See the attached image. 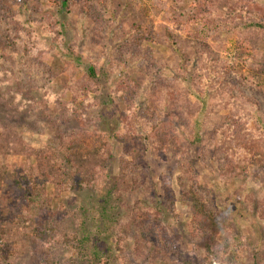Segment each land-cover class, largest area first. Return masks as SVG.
<instances>
[{
  "label": "trees",
  "instance_id": "trees-1",
  "mask_svg": "<svg viewBox=\"0 0 264 264\" xmlns=\"http://www.w3.org/2000/svg\"><path fill=\"white\" fill-rule=\"evenodd\" d=\"M44 1L59 4L60 0ZM70 1L60 3L67 6ZM18 3L26 9L23 0ZM192 8L199 16L207 14L215 31L233 35L234 48L247 56L248 66L264 68V51L259 50L264 44L263 11L250 8L247 0H193ZM80 10L89 14V0H80ZM41 23L44 35L60 47L63 34L55 15L46 14ZM25 24L19 13L0 3V78L9 77L20 88L27 83L29 90L43 92L45 103L33 104L29 109L34 115L51 101L46 87L57 79L58 73L42 61L46 48L36 31ZM100 28L98 25L93 30L97 33ZM119 42L113 53L122 71L112 68L111 72L120 78L106 97L116 110L115 120L120 129L112 138L124 147L121 173L128 175L136 188L139 180L134 173L143 161L145 146L152 154L161 153L166 147L176 152L178 184H187L188 188L182 191L181 199L190 208L191 234L196 235L206 212L201 208L204 195L198 186L190 152L198 147L199 158L206 160L211 155L219 171L225 172V179L238 175L239 164L244 167L243 173L246 167L253 166L264 175V113L258 100L247 95L242 83L232 76V68L221 62L218 54L203 41L179 39L169 29L151 34L133 24L121 32ZM145 43L166 47L170 61H154L152 50ZM68 49V55L73 58L72 47ZM132 67L147 80L146 87L143 88L141 78L126 73ZM100 75L98 66L91 65L79 79L69 80L67 91L71 100L67 105L59 97H52L53 114L46 111L43 117L49 121L53 137L42 148L27 143L14 123L0 124V190L6 189L11 181V191L20 194L24 201L20 207L11 198L0 195V264L25 248L27 217L36 199L49 201L72 189L88 188L100 176L103 181L108 178L106 165L112 157L110 135L91 128L92 119L84 116L81 117L84 125H73V120L78 119L75 103L80 97L86 100L88 95L100 93ZM217 105H222L227 113L222 121H209L210 112L216 117ZM107 184L109 187L111 182ZM164 188L168 209L175 217L174 195L168 183ZM122 229L115 237L118 252H123L127 240L132 241L133 256L139 257L142 247L149 246L156 250L154 258L158 257L157 250L165 233L158 211L135 210ZM71 240L77 238L66 237L65 243ZM86 259L90 264H104L95 251Z\"/></svg>",
  "mask_w": 264,
  "mask_h": 264
},
{
  "label": "rangeland",
  "instance_id": "rangeland-1",
  "mask_svg": "<svg viewBox=\"0 0 264 264\" xmlns=\"http://www.w3.org/2000/svg\"><path fill=\"white\" fill-rule=\"evenodd\" d=\"M19 0H0L19 13L20 18L40 37L46 48L41 59L54 72L57 79L46 87L51 101L46 107L31 114L33 104L45 103L41 91L29 90V84L20 88L14 79L0 78V124L11 122L22 132L25 140L34 148H42L53 137L49 121L43 117L55 109L52 97H59L63 105L70 103L67 83L79 79L91 65L101 70L98 79L102 88L97 95L80 97L75 103L78 119L74 126L84 125L81 117L92 119L91 128L110 135L112 157L106 165L108 178L99 177L95 184L81 191L72 189L68 194L48 200L36 199L28 214L25 248L15 257L6 258L2 264H90L86 257L98 254L104 264H264V175L253 166L238 165V177L225 179L209 155L199 158L198 147L192 149L193 169L198 186L203 193L201 207L203 219L196 235L191 234V213L188 204L182 202L181 193L187 184L180 186L178 179L179 157L166 147L161 153L152 154L146 148L143 161L134 175L137 187L131 185L130 177L120 170L124 147L117 143L113 134L119 132L115 120L116 110L106 97L112 85L120 78L111 72L121 70L113 50L120 44L121 32L131 25L155 34L161 29L173 31L179 39L198 40L209 45L221 62L232 68V76L242 83L251 98L258 100L264 113V68H252L245 63L246 55L234 48V37L215 31L207 14L199 16L192 8L193 0H89L90 12H81L80 0H72L67 6L47 4L44 0H23L26 9L19 7ZM21 1V0H20ZM250 8L264 12V0H247ZM52 13L61 25L63 44H52L44 35L41 19ZM79 14L82 16L80 17ZM101 26L99 32L93 27ZM71 46L74 57L68 55ZM152 50L154 61H170L166 47L157 43H145ZM264 51V44L260 45ZM137 68L126 71L133 78L147 80ZM168 74V73H167ZM144 95L145 92L143 91ZM90 101V102H89ZM138 103H142L140 100ZM226 110L217 105L209 121H222ZM8 181L0 195L24 205L20 194L12 192ZM111 182V189L107 186ZM170 185L174 197L176 216L168 209L164 187ZM51 189V187H48ZM115 188L118 191H115ZM135 210L158 211L165 233L154 258L149 246L142 247L139 257L132 255V241L124 243L123 252L115 248V237L130 220ZM73 237L65 243V239ZM138 256V255H137Z\"/></svg>",
  "mask_w": 264,
  "mask_h": 264
}]
</instances>
